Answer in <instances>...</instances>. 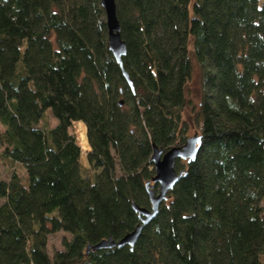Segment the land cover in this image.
<instances>
[{
  "label": "trees",
  "instance_id": "trees-1",
  "mask_svg": "<svg viewBox=\"0 0 264 264\" xmlns=\"http://www.w3.org/2000/svg\"><path fill=\"white\" fill-rule=\"evenodd\" d=\"M115 4L121 65L100 0H0V264H264V3ZM48 109L56 124L40 127ZM194 134L195 159L176 160L182 176L134 246L88 250L141 224L132 205L150 209L147 181L158 191L152 145ZM58 232L69 238L50 256Z\"/></svg>",
  "mask_w": 264,
  "mask_h": 264
},
{
  "label": "water",
  "instance_id": "water-1",
  "mask_svg": "<svg viewBox=\"0 0 264 264\" xmlns=\"http://www.w3.org/2000/svg\"><path fill=\"white\" fill-rule=\"evenodd\" d=\"M100 4L105 13V20L108 33V47L116 62L121 65L122 57L126 53V47L120 36V26L116 16L115 0H100ZM129 85L131 82L124 72ZM122 104V102H120ZM201 144V137L194 134L186 139L180 146H173L167 151H163L155 145H152V155L150 157L153 163L155 176L153 182L158 185V191H154L153 185L149 181L145 183V188L151 204L150 209L138 207L133 204L132 207L140 218V225L126 234L118 242L113 240H102L94 246H88L90 249H102L112 247H123L125 245L134 246L143 226L150 222L158 213L160 203L165 199L166 194L171 190L182 176V172L177 173L175 170L176 160H183L187 163L193 161L197 155Z\"/></svg>",
  "mask_w": 264,
  "mask_h": 264
},
{
  "label": "rangeland",
  "instance_id": "rangeland-1",
  "mask_svg": "<svg viewBox=\"0 0 264 264\" xmlns=\"http://www.w3.org/2000/svg\"><path fill=\"white\" fill-rule=\"evenodd\" d=\"M262 3H264V0H260V4ZM186 98L188 101V106L185 109L184 117L189 123H191L192 110H196L200 98V76L199 70L196 66L186 88ZM54 124H56V120L53 118L51 111L48 109L44 113L43 118L38 125L40 127H52L54 126ZM69 131L75 136L76 142L81 149L79 162L83 171L86 172V169L88 168L87 152L89 151V144L86 135V125L82 120H75L72 122ZM15 171L23 178V183L26 184V174H24L23 168L20 165H16ZM9 173V170L5 168L3 164H0L1 177L4 179H8L10 175ZM64 237L69 238V235L67 233L58 232L49 236L47 253L50 256H52L55 251L62 249L61 241ZM260 260L264 262V256H262Z\"/></svg>",
  "mask_w": 264,
  "mask_h": 264
}]
</instances>
